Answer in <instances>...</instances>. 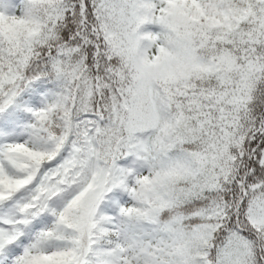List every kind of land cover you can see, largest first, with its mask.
<instances>
[{
	"label": "snow or ice",
	"instance_id": "snow-or-ice-1",
	"mask_svg": "<svg viewBox=\"0 0 264 264\" xmlns=\"http://www.w3.org/2000/svg\"><path fill=\"white\" fill-rule=\"evenodd\" d=\"M0 264H264V0H0Z\"/></svg>",
	"mask_w": 264,
	"mask_h": 264
}]
</instances>
